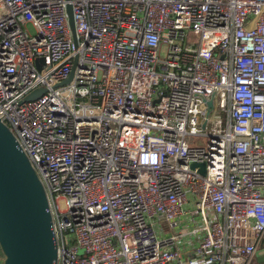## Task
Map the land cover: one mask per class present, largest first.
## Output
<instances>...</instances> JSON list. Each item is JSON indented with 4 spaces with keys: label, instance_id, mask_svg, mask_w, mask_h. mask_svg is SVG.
Here are the masks:
<instances>
[{
    "label": "built area",
    "instance_id": "1",
    "mask_svg": "<svg viewBox=\"0 0 264 264\" xmlns=\"http://www.w3.org/2000/svg\"><path fill=\"white\" fill-rule=\"evenodd\" d=\"M0 121L57 264H264V0H0Z\"/></svg>",
    "mask_w": 264,
    "mask_h": 264
},
{
    "label": "water",
    "instance_id": "2",
    "mask_svg": "<svg viewBox=\"0 0 264 264\" xmlns=\"http://www.w3.org/2000/svg\"><path fill=\"white\" fill-rule=\"evenodd\" d=\"M67 11L75 37L70 3ZM44 92L37 90L26 101L36 100ZM207 105L211 109L213 102L208 101ZM190 169L207 175L206 162H192ZM53 227L44 186L14 134L0 121V248L4 264H57L58 245Z\"/></svg>",
    "mask_w": 264,
    "mask_h": 264
},
{
    "label": "rangeland",
    "instance_id": "3",
    "mask_svg": "<svg viewBox=\"0 0 264 264\" xmlns=\"http://www.w3.org/2000/svg\"><path fill=\"white\" fill-rule=\"evenodd\" d=\"M187 41H188L190 44H195V45H197V44L200 42V38H199V36H196V35H194L193 33H189V34H188ZM165 56H166V51H164V52L162 53V58H165ZM195 139H196V140L201 139V140H204V141L207 140L206 138H195ZM60 206H61V208H63L64 203L61 202V203H60ZM163 227H164V229H165V232H164L165 237H169V236H171L172 233H174V234H177V233H178L177 231H174V230H172V232H171V229H170L168 226H166L164 223H163ZM0 250H1V249H0ZM261 256H264V249H263V248L260 249V250L258 251V253H257V259H258L259 257H261ZM4 262H5V256H4V254H3L2 250H1V251H0V264H4ZM255 264H258V261H257V260L255 261Z\"/></svg>",
    "mask_w": 264,
    "mask_h": 264
},
{
    "label": "trees",
    "instance_id": "4",
    "mask_svg": "<svg viewBox=\"0 0 264 264\" xmlns=\"http://www.w3.org/2000/svg\"><path fill=\"white\" fill-rule=\"evenodd\" d=\"M1 249V248H0ZM1 251V250H0Z\"/></svg>",
    "mask_w": 264,
    "mask_h": 264
},
{
    "label": "crops",
    "instance_id": "5",
    "mask_svg": "<svg viewBox=\"0 0 264 264\" xmlns=\"http://www.w3.org/2000/svg\"><path fill=\"white\" fill-rule=\"evenodd\" d=\"M163 226V225H162Z\"/></svg>",
    "mask_w": 264,
    "mask_h": 264
}]
</instances>
